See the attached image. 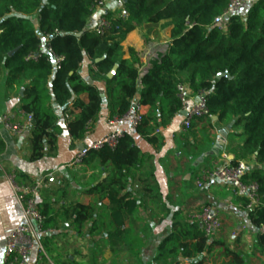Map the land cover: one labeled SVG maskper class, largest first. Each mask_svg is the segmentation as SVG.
Returning a JSON list of instances; mask_svg holds the SVG:
<instances>
[{
    "label": "trees",
    "instance_id": "trees-1",
    "mask_svg": "<svg viewBox=\"0 0 264 264\" xmlns=\"http://www.w3.org/2000/svg\"><path fill=\"white\" fill-rule=\"evenodd\" d=\"M116 1L128 17L111 18L108 13L106 17L118 29L112 27L100 36L86 27L98 0H0V64L6 71L7 87L23 90L20 109L32 116L27 129L28 159L42 158L45 148L54 144L57 116L50 106L52 97L63 115H68L66 125L72 139H81L96 119L103 98L93 84L79 75L84 57L90 60L92 78L105 82L111 118L124 115L138 95L136 100L143 113L132 131L149 141L157 140L152 135L157 122L166 125L180 111L177 86L184 84L193 94H204L208 114L200 120L210 122L216 116L217 122L230 125L232 136L240 141L241 144L233 147L231 163L244 158L255 161L256 166H248L242 181L255 182L258 186L260 204L246 210L252 226L263 228L264 0L230 16L221 28L213 20L222 14L229 0ZM134 23L159 24L169 40L159 61L142 74L136 67L135 56L131 60L120 57V42ZM76 33L81 34L76 36ZM44 37L46 46L61 58L58 69L54 68L50 54L41 49ZM32 55L36 59H27ZM113 68V74L108 77ZM220 73L226 75L218 77ZM83 93L87 96L85 102L79 97ZM236 126H241V130L235 131ZM94 160L100 166L108 165V175L85 187L83 194H94L99 201L107 199L109 226L106 227L109 248L114 252L125 241L121 234L126 219L140 205L126 187L130 170L142 163V153L132 133L124 130L114 148L89 150L82 163L88 165ZM238 199L245 208L246 198L239 195ZM37 207L44 216L43 228L54 229L47 211L39 203ZM66 216L78 228L94 217V207L76 201L70 205L69 212L64 210ZM126 242L132 245L133 238ZM140 245L143 241L138 248ZM215 245L222 246L225 254L234 255L222 243L210 241L197 222L175 220L169 234L157 245L152 262L208 264ZM256 245L264 254V233L258 234ZM134 254L138 264H142L138 251L134 250Z\"/></svg>",
    "mask_w": 264,
    "mask_h": 264
},
{
    "label": "crops",
    "instance_id": "crops-1",
    "mask_svg": "<svg viewBox=\"0 0 264 264\" xmlns=\"http://www.w3.org/2000/svg\"><path fill=\"white\" fill-rule=\"evenodd\" d=\"M121 7L116 0H106L102 7L91 11L86 27L93 29L98 18L108 13L111 18L117 17ZM133 25L120 42V57L131 60L135 56L136 67L142 74L159 61L169 40L167 33L159 29V24ZM42 42L45 43L44 38ZM90 68L89 58L84 57L79 75L83 80L91 81L103 101L96 119L81 139L71 138L66 125L68 120L53 102V97L50 106L57 116L54 144L46 147L44 156L38 160L28 159V131L13 134L5 130L0 122V264H4L5 237L18 224L21 215L6 182L9 172H13L20 182L39 185L36 202L47 211L55 230L44 240L45 255L39 264H119V260L125 258L138 264L134 250L138 251L142 264H156L152 258L157 253V245L169 234L172 223L175 220H190L191 213L204 205L215 208L221 218V227L210 239L222 243L234 254H225L222 246L215 245L207 259L208 264H234L232 259H240L242 263L245 257L258 261L264 259V254L256 245L258 234L263 233L262 228L256 231L257 228L252 226L236 190L218 182H207L202 187L196 185L203 170L231 163L235 153L233 147L241 144L240 141L233 138L230 125L217 122L216 116L210 122L193 119L191 128L183 132L181 121L184 115L181 111L166 125L157 122L152 133L157 137L156 141H149L133 132L127 124L120 126L132 133L135 145L142 153V163L130 170L126 187L140 201V205L138 211L125 221L121 234L124 243L115 247L114 252L110 251L109 229L106 227L109 226L107 199L99 201L94 194H83L85 187L108 175V165L100 166L97 160L88 165L72 164L78 150L88 147L114 128L109 123L111 114L105 82L93 79ZM22 96L21 88L7 87L6 71L0 64V117L9 114L12 120L23 121L24 117L19 113ZM79 97L87 101L85 93ZM192 98L195 100L193 93ZM192 102L193 99H190L189 104ZM252 162L256 165L254 160ZM76 201L94 207V217L78 228L70 217H64V210L69 212L70 205ZM132 238V245H128L126 241ZM140 241L143 245L138 248ZM67 254L69 257L66 259Z\"/></svg>",
    "mask_w": 264,
    "mask_h": 264
},
{
    "label": "built area",
    "instance_id": "built-area-1",
    "mask_svg": "<svg viewBox=\"0 0 264 264\" xmlns=\"http://www.w3.org/2000/svg\"><path fill=\"white\" fill-rule=\"evenodd\" d=\"M105 1L98 0L92 10L102 7ZM257 1L259 0H229L222 14L214 18L213 24L220 28L223 27V22L230 16L240 13ZM117 17L126 19L128 14L125 9L120 8ZM112 27L118 29V25L113 26L112 19L100 16L92 30L95 34L102 36L112 30ZM44 39L45 43H41V49L50 54L54 68L58 69L61 58L52 53L51 49L46 46L47 38L44 37ZM29 58L36 59V56L27 57V59ZM177 92L181 102L180 111L185 110L187 112V115L181 121V129L185 132L190 127L193 119L205 116L208 114V110L203 93H196L194 100L192 92L184 84L177 86ZM190 99H193L191 104H189ZM19 113L24 117L23 121L12 120L9 114H3L0 117V122L5 130L19 135L28 129L32 122V116L22 110ZM142 113V107L134 99L130 109L124 115L110 119L109 123L114 126L112 131L95 140L88 147H82L78 150L72 164H81L89 150H99L103 147L114 148L124 131L120 126L127 124L132 129L135 128L141 121ZM65 117L67 118L68 115H65ZM247 170L248 165L242 160L207 168L201 172L196 185L202 187L207 182H218L227 185L235 189L238 195L246 198L245 209L249 210L260 204V196L255 182L242 181ZM6 182L20 207L21 215L18 224L5 237L3 262L4 264H39L40 259L45 255L43 238L55 233L52 228H43L44 216L40 213L36 202L39 185L20 182L13 172L6 174ZM190 220L197 222L207 237H212L213 233L221 227L219 213L210 205H204L198 211L192 212Z\"/></svg>",
    "mask_w": 264,
    "mask_h": 264
},
{
    "label": "rangeland",
    "instance_id": "rangeland-1",
    "mask_svg": "<svg viewBox=\"0 0 264 264\" xmlns=\"http://www.w3.org/2000/svg\"><path fill=\"white\" fill-rule=\"evenodd\" d=\"M240 130H241V126H236L235 131H240ZM191 154H195V153H191ZM240 160L244 161L249 167H255L256 166V165L253 164V162H252L253 160L251 158H248V159L244 158V159H240ZM46 253L49 256V253L48 252H46ZM68 255L69 254L65 255L66 259H67ZM232 261H233L234 264H264V259H262L261 261H258L256 259H252L251 260V259H249V257H245V260H243L242 263L240 262V259H238V260L237 259H232ZM88 263H90V262L88 261ZM119 264H136V263H134V261H131V259H129V258H125L123 260H119Z\"/></svg>",
    "mask_w": 264,
    "mask_h": 264
},
{
    "label": "water",
    "instance_id": "water-1",
    "mask_svg": "<svg viewBox=\"0 0 264 264\" xmlns=\"http://www.w3.org/2000/svg\"><path fill=\"white\" fill-rule=\"evenodd\" d=\"M81 33H76V36H79ZM9 54H12V52H10ZM114 72V68L110 71V73L108 74V77H110ZM223 75H226V73H220L218 74V77H221ZM88 83H91L90 80H88ZM182 115L186 116L187 112L185 110H181ZM213 118H215V116H213ZM256 231H258V229H256ZM262 232L264 233V227L262 228ZM212 239H210L211 241ZM180 260H182V258H180Z\"/></svg>",
    "mask_w": 264,
    "mask_h": 264
}]
</instances>
